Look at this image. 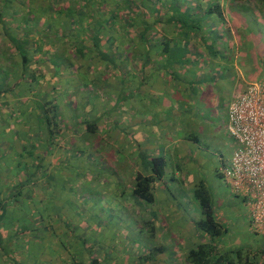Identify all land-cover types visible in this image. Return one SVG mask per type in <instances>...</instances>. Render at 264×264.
<instances>
[{"label": "rangeland", "instance_id": "374dc122", "mask_svg": "<svg viewBox=\"0 0 264 264\" xmlns=\"http://www.w3.org/2000/svg\"><path fill=\"white\" fill-rule=\"evenodd\" d=\"M163 1H174L176 9L163 13L158 0H115L118 8L131 6L135 10L134 23L137 19L149 22L142 41L140 34L145 27L137 23L139 34L118 35V46L130 48L120 57L117 50L103 43V67L116 63V70L125 67L122 72L109 73L106 68L87 75L72 72L66 76V89L53 87L42 92L40 98H48L53 104L49 109V105L44 107L47 116L43 115V128H38L39 133L44 130V137H40L43 133L34 136L38 133L30 122H27L28 134L20 132L26 117L15 112L27 109L22 107V102H8L6 109L0 104V140L11 141L15 133L24 134L29 156L35 152L41 156L30 158L34 162L28 166V174L40 182V192L31 195L29 204L36 206L33 197L42 196L43 202L38 205L46 211L12 213V217L3 220L0 251L4 250L5 262L0 255V264H69L73 260L87 262L93 257L101 264H186L183 256L187 249L205 240L195 229L201 213L193 190L200 183L209 192L216 219L226 229L214 241L218 250L240 251L243 262L247 258L253 263H264V237L254 234L243 201L234 195L221 174L238 147L228 133L225 106L247 84L264 82V6L259 0L237 1L238 7L230 6L228 0ZM206 4L220 5L223 21L216 13L198 19L203 15L200 9ZM155 10L161 11L155 16ZM185 12L192 16L191 21L189 16H183ZM7 23L8 29L18 36L27 30L24 25L17 28L15 21ZM170 31L173 36L170 44L181 51H172L168 65L175 71L173 85L182 82L174 81L178 76L183 79L179 69L191 64L194 68L203 67L207 63L210 47L217 50L222 47L224 51L218 50L219 55L224 56L223 65L229 63L230 67L224 72L218 69L217 73L222 75L214 72L215 76L203 77L205 83L201 86L198 85L202 81L196 76L184 80L192 85L186 96L180 98L181 92L173 90L172 102L146 104L144 89L134 81L137 76L133 74V57L138 43L145 47L158 34L162 36ZM213 32L220 37L205 39V49L196 56L193 53L198 50L193 47L196 41H189V37L209 36ZM136 36H139L137 40ZM64 47L67 49L66 44ZM11 51V42L0 30L1 102L7 93L17 95L13 88L20 87L6 77L5 65L12 70L18 66L16 54ZM167 57L170 58V53ZM144 79L145 84L151 82L146 75ZM97 84L102 85L103 98L97 90L92 91ZM24 86L31 89L34 84L27 87L25 82ZM197 88H203L204 93L199 95ZM100 99L103 100L95 104L94 100ZM64 111L70 115L63 114ZM85 118L95 126L94 131L80 126ZM139 129L144 135L136 139L133 131ZM154 155L163 156L165 161L162 180L155 183L164 193L163 198L156 196L153 204H147L132 195L133 180L137 168L145 167L143 157L149 159ZM1 160L6 162L4 157ZM36 162L39 163L37 177L31 169ZM20 188L23 187H13V195Z\"/></svg>", "mask_w": 264, "mask_h": 264}, {"label": "crops", "instance_id": "0c3cea01", "mask_svg": "<svg viewBox=\"0 0 264 264\" xmlns=\"http://www.w3.org/2000/svg\"><path fill=\"white\" fill-rule=\"evenodd\" d=\"M158 11H161V10H158ZM158 11L155 10V16ZM162 12L164 13L163 10ZM85 25L86 27H88L87 29L89 30V28H91V26L94 25V21L93 22L91 21V26H90V24L89 25L87 24V20H86ZM153 25L155 27L156 24H153ZM138 32H140V30H137V33ZM171 34L172 32L170 31L169 34L164 33L162 36L158 35V38L163 37L165 40L171 43V41H173V36H171ZM212 37H220V35L219 34L217 35L215 32H213V34L209 36H203L201 34H193V36H191V39L189 37V41H192V40L196 41L193 47L196 50L197 49L198 50L194 51L193 53L196 56L200 55L202 50L205 49L204 40L207 38H212ZM89 39H90V36L87 37V34L81 33L80 36H78V34L72 31L71 34L69 35V38L67 39V42L68 41L73 42L72 46L70 44H66L67 46V49H66V47H64L65 44H61L59 42L60 39H58V40L53 41L52 48L49 51H47L46 45H49L48 43L49 40L47 38H43V43L45 44L42 45L43 47L42 51L38 52V50H35L34 48H32L28 52V63L27 65H25L24 69L22 65L23 61L21 60V57L19 55H15L16 56L15 61L18 62V66L14 67L15 69L12 70L11 67H8L7 65L4 66L6 69H8L7 70L8 76L6 75V77L11 78V80H13L20 87L13 88L14 92H16L17 95H11L7 93V98L5 95L3 97V102L0 101V104L2 105L1 108L6 109L8 106V102H12V103L22 102L24 104V106L22 107L27 108L26 110L20 109V111L15 112V113H18L19 116L25 114V117H26L25 118L26 123L23 126H21V128L19 129L20 132H26L25 134H28L27 133L28 132L27 122L32 123L34 131L38 133L37 135H34V136H39L41 133L44 132L43 130L42 132L39 133V129H38L39 127L43 128L44 107L49 105V108H51L53 104H51L50 101L46 100L48 98L41 99L39 95L42 92L47 91L53 87L58 88V89L60 88L59 90L66 89L68 87L65 84V82H67L68 80L66 76L68 75L70 76L72 72H76V73L84 72V74L87 75L91 71L96 72L100 68L101 69L106 68L107 70H112L110 71V73L114 71L115 67L112 68L113 65L103 67V65H105V63L103 62V44H102L100 52H98L92 46V44L89 43ZM62 40L66 42L64 39ZM222 44H223V41L221 42V45ZM170 46L177 48L176 45L173 46L170 44ZM138 47H140V44H138ZM218 50H220L221 52L224 51L222 47L218 48ZM218 50H217V47H215V49L211 47L208 48L207 51L210 52V55L208 57L207 63H205L203 67L197 66V68H194V66H192L191 64V66L187 68L179 69L178 71L180 70L182 71L181 74H182L183 79H180L179 78L180 76H178V78H175L174 81L176 82L182 81V82L175 83L174 85L171 83L172 82L171 80H172V74L175 71H173L172 68L164 67L162 64H157L156 56H158V54L156 51L154 52L151 51L152 54L150 57L152 59V62L146 66L143 72L140 71L141 70L139 67L140 62H135L136 70H134V66L132 68H133V74L136 75L137 77H135L134 81L137 84L139 83L140 88L144 89L143 90L145 92L144 99L146 100V104L155 105V104H158L159 102L162 104H167L168 102L169 103L172 102L174 100V95H175L173 90H178L181 92L179 93L180 98L183 95L186 96L189 91V88L192 87V85L190 84L191 82L187 83V82H184V80L189 81L192 79V77L196 76V78L202 81L204 79L203 77H207L210 75L215 76L213 74L214 72H216V74L218 75H222V73H217V70L222 69L224 72V70L229 69L230 64L224 63L223 65L222 58L224 56L219 55ZM180 52L181 51H179V53ZM185 56H189V53L185 52ZM219 57L221 59H219ZM135 61H139V60H135ZM1 65H4V64H1ZM123 68L125 67L120 66L119 71L122 72ZM178 71H176V73ZM145 75L151 81L149 84H145L144 82ZM55 76H58V78H55ZM61 77H64V79L60 80ZM139 79H140V82H139ZM25 82L27 84V87H29L28 86L29 84H34V87L31 89H27L24 86ZM203 83L205 82L202 81L198 86H201ZM101 86L102 85L97 84V86H95L92 91L95 92L97 90V92H99L98 96L103 98L101 96L103 92V90L101 89ZM115 86L117 87L118 84L116 83ZM203 91H204L203 88H197V92L199 95H201ZM206 91L209 92V88H207ZM102 100L103 99H100L99 101L98 100H94V101L96 104L98 102L100 103V101ZM77 102L78 101H76V103ZM81 103L82 101H80V104ZM142 103L145 104L144 102ZM69 105H72V102H70ZM227 106L228 105L226 104L225 106L226 109H227ZM79 107L81 108L80 105ZM138 107H139V103L136 105V109H138ZM69 113L70 112L64 111L63 114L70 115ZM27 116H30L31 118L28 120ZM65 119L67 121L68 118L65 117ZM60 122H64V121H60ZM60 122L58 126H60ZM113 122L114 124L116 123L115 118L113 119ZM88 123L89 122H87V118H85L84 121L80 122V126L83 127L84 130H87L86 126ZM132 126L134 127V125ZM53 129H56V128H53ZM4 133H7V131L5 130ZM133 133L134 134L132 136L136 139H140V136L144 135L143 130H140V129L137 131L134 130ZM20 135H21V138H20ZM44 135L45 134L43 133L42 135H40V137H44ZM116 136L118 137L119 135L116 134ZM24 139H25L24 134L22 136V134L18 135L17 133H15L14 139L11 141L0 140V149L3 150V152L0 151V200L3 203V207H4L3 212L1 211L0 214L3 215V220H7V218L12 217V213H46V211L44 210V206L38 205L39 202H43L42 196L39 197V199L38 197L37 198L33 197V201L37 200L36 206L29 204V202L32 201L31 195L35 193L37 194L38 192H40L38 188L39 186L38 184L40 182L36 181L37 179L33 180V177L30 176V174H28V166L30 165V163L34 162L33 159L35 158L40 159L41 156L37 152L33 154L35 156L33 155L29 156L27 146L25 144ZM10 147L12 148L9 149ZM2 157L5 158L6 162L4 160H1ZM32 157L33 159L30 160V158ZM147 157L149 156L143 157V159L146 160L144 163L145 167L137 168L136 174H141L143 176L149 175V172L147 171L149 170L148 162L153 157H156V156L155 155L151 156L149 159H147ZM38 165H39L38 162L33 163L32 168H31L36 171V177L38 176V173H37V171L39 170ZM141 169H142V172L140 171ZM161 180L162 178L159 180V182ZM18 185L23 188H20V190L17 191V193L13 195V187L18 186ZM154 187H155V184H154ZM155 188L153 192H154V197L156 200V196L158 197L163 196L164 190L161 188H156V189ZM7 222L10 223V221H7ZM0 255L3 257V260L5 262V258H4L5 255H3L2 252L0 253Z\"/></svg>", "mask_w": 264, "mask_h": 264}, {"label": "trees", "instance_id": "16d2710c", "mask_svg": "<svg viewBox=\"0 0 264 264\" xmlns=\"http://www.w3.org/2000/svg\"><path fill=\"white\" fill-rule=\"evenodd\" d=\"M237 1L239 3L249 2V0H228L230 6L238 7ZM259 1L264 6V0ZM158 2H160V6L164 8V13L176 9L173 4L174 1H166L165 3L163 0H158ZM261 4L259 5L261 6ZM117 5L118 4L115 2V0H0V30L11 42V52H13V55L16 54L21 57V60L23 61V69L28 63V52L32 48L38 50V52L42 51V45L44 44L43 38H47L49 40V45H46L47 51L52 48L53 41L58 39H60L59 42L61 44H70L72 46L73 42H67V39L69 38V35L72 31L78 34V36H80L81 33L87 34V37L90 36L89 43L92 44V46L98 52H100L103 43L109 44L110 46L108 47L117 50V52H119L117 53L118 57H120V55H123V51L125 49H128V51H130V48L128 47L122 49L120 46H118V35H122L123 33L129 34L130 36L135 35L138 30V23L139 25L145 27L143 33L140 34L141 42V37L147 30L149 22L145 19H137L134 23L132 19L135 17V10L130 9L132 8L131 6L128 8H118ZM200 11H203V15L198 18L200 20H204L205 17L209 14L216 13L222 18L223 21L224 11H222V7L220 5L217 6V4H215L211 6V4H206L204 9H200ZM139 15H142V13ZM227 15L229 16L228 13ZM183 16L188 17L189 15L185 12V15L183 14ZM190 17L192 16H189L188 21H191ZM86 20L87 24H90V26L91 21H94V25H92L89 30L85 25ZM12 21H15L17 23L15 24L17 28H19L20 25H24L27 30L25 32H22V34L18 36L14 32L10 31L7 25H5L7 22L10 23ZM152 26L154 27V25ZM136 37L135 38L137 40L139 36ZM62 39H64L66 42H64ZM114 43L116 44L114 45ZM135 43L136 42H133V45H135ZM137 48L136 56L133 57L132 65L134 66L135 62H140L139 67L141 69V72H143L146 66L152 62V59L150 57L152 52L156 51L158 54V56H156L157 64H162L166 68H168L170 61H172V51L179 53V51L176 50L177 48L171 47L170 42L165 40L163 37L153 38V41L147 42L145 47ZM139 48H141L142 50H140ZM169 53L170 58L167 57ZM5 54L6 53H4L3 55ZM112 65L113 67H115L116 63ZM108 71L110 73V71L112 70ZM114 71H116L115 68ZM1 94L2 93H0V95ZM47 109H49V107ZM46 113L44 109V114ZM86 128L89 131H94L95 126L91 123H88ZM148 166L149 170L147 171L149 172V175H135L132 195L144 203L153 204L155 200L153 192L155 188L154 184L162 178L163 172L165 170V161L163 156L153 157L148 162ZM193 195L198 202L201 213V219L196 222L195 229L205 240L185 252L183 256L185 259V263L257 264L250 262L247 258L243 262L242 254L240 251L224 253L223 251L218 250L214 241L215 239L225 234L226 229L216 219L211 207L209 192L203 184L200 183L195 186ZM3 210V203L0 200V212H3ZM2 220L3 215L0 214V224H2ZM250 227L252 228L251 218ZM252 230L254 234L260 235L253 228ZM1 252H4V250H1ZM262 256L264 258V251L262 252ZM13 262L15 263L16 261L13 260ZM69 264H101V262L97 258L93 257L90 258L87 262L82 260H73Z\"/></svg>", "mask_w": 264, "mask_h": 264}, {"label": "built area", "instance_id": "2783aa9c", "mask_svg": "<svg viewBox=\"0 0 264 264\" xmlns=\"http://www.w3.org/2000/svg\"><path fill=\"white\" fill-rule=\"evenodd\" d=\"M226 120L238 147L221 174L243 201L252 228L264 237V82L250 83L234 97Z\"/></svg>", "mask_w": 264, "mask_h": 264}]
</instances>
